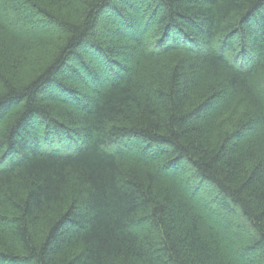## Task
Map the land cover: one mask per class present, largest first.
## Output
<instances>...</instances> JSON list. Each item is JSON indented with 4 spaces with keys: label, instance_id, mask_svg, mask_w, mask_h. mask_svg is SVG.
I'll return each mask as SVG.
<instances>
[{
    "label": "trees",
    "instance_id": "obj_1",
    "mask_svg": "<svg viewBox=\"0 0 264 264\" xmlns=\"http://www.w3.org/2000/svg\"><path fill=\"white\" fill-rule=\"evenodd\" d=\"M0 264H264V0H0Z\"/></svg>",
    "mask_w": 264,
    "mask_h": 264
}]
</instances>
